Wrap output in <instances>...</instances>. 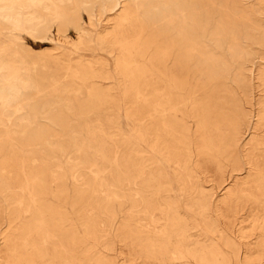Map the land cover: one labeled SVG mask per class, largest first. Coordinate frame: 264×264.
Segmentation results:
<instances>
[{"label":"rangeland","instance_id":"obj_1","mask_svg":"<svg viewBox=\"0 0 264 264\" xmlns=\"http://www.w3.org/2000/svg\"><path fill=\"white\" fill-rule=\"evenodd\" d=\"M0 264H264V0H0Z\"/></svg>","mask_w":264,"mask_h":264},{"label":"bare ground","instance_id":"obj_2","mask_svg":"<svg viewBox=\"0 0 264 264\" xmlns=\"http://www.w3.org/2000/svg\"><path fill=\"white\" fill-rule=\"evenodd\" d=\"M191 22H192V21H191ZM174 68H175V67H174ZM171 69H173V68H171ZM171 69H170V71H171ZM167 70H168V69H167ZM173 70H174V69H173ZM165 72H166V71H165ZM170 74H171V73H170ZM173 74H174V73H173ZM173 74H172V75H173ZM167 82H168V81H167ZM179 92H180V91H179ZM181 93H182V92H181ZM178 94H179V93H178ZM166 99H167V98H166ZM164 100H165V99H164ZM168 103H169V102H168ZM170 107H171V106H170ZM15 111H16V110H15ZM10 122H11V121H10ZM160 139H161V138H160ZM171 148H172V147H171ZM150 159H151V158H150ZM150 159H149V160H150ZM3 183H4V182H3ZM27 186H28V185H27ZM24 187H25V186H24ZM162 187H163V186H162ZM12 188H13V187H12ZM25 188H26V187H25ZM22 190H23V189H22ZM25 191H26V190H25ZM13 192H14V191H13ZM18 192H19V191H18ZM21 192H22V191H21ZM16 193H17V192H15V194H16ZM12 194H13V193H12ZM21 194H22V193H21ZM23 194H24V193H23ZM24 195H25V194H24ZM91 210H92V209H91ZM148 212H149V211H148ZM149 214H151V213H149ZM149 214H148V215H149Z\"/></svg>","mask_w":264,"mask_h":264}]
</instances>
